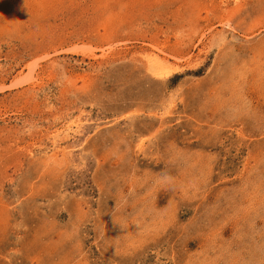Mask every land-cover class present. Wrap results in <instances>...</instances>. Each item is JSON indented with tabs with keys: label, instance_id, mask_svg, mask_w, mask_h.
I'll use <instances>...</instances> for the list:
<instances>
[{
	"label": "rangeland",
	"instance_id": "374dc122",
	"mask_svg": "<svg viewBox=\"0 0 264 264\" xmlns=\"http://www.w3.org/2000/svg\"><path fill=\"white\" fill-rule=\"evenodd\" d=\"M0 264H264V0H0Z\"/></svg>",
	"mask_w": 264,
	"mask_h": 264
}]
</instances>
